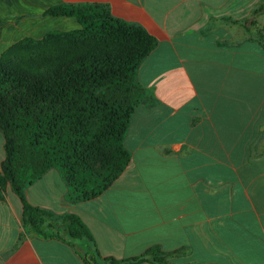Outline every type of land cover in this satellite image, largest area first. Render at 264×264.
<instances>
[{
	"label": "crops",
	"instance_id": "1",
	"mask_svg": "<svg viewBox=\"0 0 264 264\" xmlns=\"http://www.w3.org/2000/svg\"><path fill=\"white\" fill-rule=\"evenodd\" d=\"M95 2L157 38L138 69L156 103L136 107L124 140L130 162L98 197L70 203L51 168L26 199L78 214L102 257L159 245L184 248L170 259L179 264H264V12L253 14L264 0H0V54L24 37L80 27L44 15L48 7ZM5 156L0 130V168ZM93 251L86 241L27 233L23 203L6 187L0 264H87V253L108 264Z\"/></svg>",
	"mask_w": 264,
	"mask_h": 264
},
{
	"label": "trees",
	"instance_id": "2",
	"mask_svg": "<svg viewBox=\"0 0 264 264\" xmlns=\"http://www.w3.org/2000/svg\"><path fill=\"white\" fill-rule=\"evenodd\" d=\"M262 12L264 3L253 14ZM43 14L74 17L80 27L24 37L0 54V130L6 152L0 198L10 185L23 203L27 233L72 244L86 241L92 255L108 264H179L170 259L184 248L166 251L159 245L133 257H102L78 214H57L26 199L25 189L51 168L65 181L70 203L98 197L130 162L124 140L136 107L156 103L138 79L140 65L158 44L144 27L114 16L98 2L56 4ZM88 254L83 256L92 264Z\"/></svg>",
	"mask_w": 264,
	"mask_h": 264
},
{
	"label": "rangeland",
	"instance_id": "3",
	"mask_svg": "<svg viewBox=\"0 0 264 264\" xmlns=\"http://www.w3.org/2000/svg\"><path fill=\"white\" fill-rule=\"evenodd\" d=\"M2 53V52H1Z\"/></svg>",
	"mask_w": 264,
	"mask_h": 264
}]
</instances>
